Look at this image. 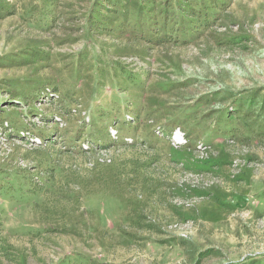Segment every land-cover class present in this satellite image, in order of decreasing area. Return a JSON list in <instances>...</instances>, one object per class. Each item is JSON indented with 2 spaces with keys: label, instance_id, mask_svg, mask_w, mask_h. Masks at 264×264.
<instances>
[{
  "label": "rangeland",
  "instance_id": "374dc122",
  "mask_svg": "<svg viewBox=\"0 0 264 264\" xmlns=\"http://www.w3.org/2000/svg\"><path fill=\"white\" fill-rule=\"evenodd\" d=\"M219 1L156 44L0 0V264H264V0Z\"/></svg>",
  "mask_w": 264,
  "mask_h": 264
},
{
  "label": "trees",
  "instance_id": "16d2710c",
  "mask_svg": "<svg viewBox=\"0 0 264 264\" xmlns=\"http://www.w3.org/2000/svg\"><path fill=\"white\" fill-rule=\"evenodd\" d=\"M221 3L219 0H92L85 12L86 27L98 26L110 32L119 28L135 39L152 40L156 44L172 40L178 43L181 36L189 33V38L182 41L193 39L202 26L210 25ZM57 4L58 0H44L43 6L54 9ZM120 71L133 83H141L139 75L121 68Z\"/></svg>",
  "mask_w": 264,
  "mask_h": 264
}]
</instances>
